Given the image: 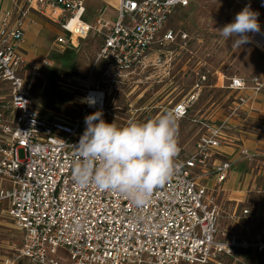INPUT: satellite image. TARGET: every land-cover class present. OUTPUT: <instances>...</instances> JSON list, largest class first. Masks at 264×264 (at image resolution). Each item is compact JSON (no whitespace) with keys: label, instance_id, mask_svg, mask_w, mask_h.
<instances>
[{"label":"built area","instance_id":"obj_1","mask_svg":"<svg viewBox=\"0 0 264 264\" xmlns=\"http://www.w3.org/2000/svg\"><path fill=\"white\" fill-rule=\"evenodd\" d=\"M3 1L10 2L12 11H0V215L22 235L15 261L63 264L62 250L69 257L66 264H222L221 257H230L237 249L264 251V242L256 237L219 240L214 198L194 176L199 171L203 177L211 173L218 184L226 181L232 163L218 158L230 143L229 122L238 120L243 108L261 97L260 77L228 81L225 89L234 98V109L227 120L203 124L195 153L182 161L180 150L179 172L154 190L143 207L119 193L72 181V167L79 159L73 146L82 135L81 126L42 113L33 96L34 81L52 62L45 59L39 67L31 66L23 52L24 25L31 12L61 27L65 36L55 43L63 49L75 48V39L97 36L102 42L96 63L125 77L146 69L150 57L156 53L161 57L168 45L188 38L167 26L175 11L188 8L193 0H119L114 18L101 15L94 26L85 20L84 0ZM260 26L249 43L264 55V21ZM198 97L192 95L173 108L177 121L187 117ZM240 155L252 159L247 149ZM242 213L252 217L249 209Z\"/></svg>","mask_w":264,"mask_h":264},{"label":"rangeland","instance_id":"obj_2","mask_svg":"<svg viewBox=\"0 0 264 264\" xmlns=\"http://www.w3.org/2000/svg\"><path fill=\"white\" fill-rule=\"evenodd\" d=\"M249 4L259 13V23L264 21V0H194L188 8L177 9L167 28L177 34L185 33L188 38L168 45L161 51V57L156 59V53L146 69L125 77H117L114 72L107 71L105 65L96 63L95 49L100 43L97 36L85 42L75 39L74 49L58 46L49 53L55 38L65 35L59 27L41 19L49 24V28L44 30L45 37L38 45L40 48H34L40 59L33 64L39 67L48 56L52 66L42 69L41 78L34 81L33 96L37 107L44 114L79 123L84 132L85 112L92 107L82 100L89 96V91L103 93L105 107L96 104L88 115L104 107L103 119L118 127L158 118L196 94L198 100L187 117L177 121L180 158L188 160L196 151V144L204 131L203 124L219 125L234 109V98L225 89L228 81L235 77L247 82L260 77L264 81L262 53L250 43L233 47L232 40L225 41L217 31L231 23L235 15ZM203 77L207 80L203 81ZM259 123L264 129V120ZM238 128L230 124L227 131L229 145L234 146L232 154H228L230 160L226 159L224 150L227 146L221 149L218 158L232 163L226 181L218 184L211 173L203 177L199 171L194 176L200 177L199 183L207 187L214 198L220 219L219 240L256 237L264 242V148L252 150L244 147ZM243 148L252 155L251 160L239 155ZM19 158H25L23 151L19 152ZM244 209H249L252 217H244ZM21 240L22 235L15 224L0 215V264L8 259L14 260L15 249L22 244ZM59 255L64 258L63 264L69 262L65 251L60 250ZM221 262L264 264V251L237 249L232 256L221 257ZM13 264L29 263L14 260Z\"/></svg>","mask_w":264,"mask_h":264},{"label":"clouds","instance_id":"obj_3","mask_svg":"<svg viewBox=\"0 0 264 264\" xmlns=\"http://www.w3.org/2000/svg\"><path fill=\"white\" fill-rule=\"evenodd\" d=\"M259 13L246 5L231 23L217 29L225 41L240 48L249 43V33H258ZM94 107L89 95L82 100ZM85 130L73 146L77 159L72 167V181L80 187L119 193L137 207L150 202L154 190L167 183L182 167L177 162L180 152L178 122L169 111L146 122H132L118 127L103 119L98 110L85 117Z\"/></svg>","mask_w":264,"mask_h":264},{"label":"crops","instance_id":"obj_4","mask_svg":"<svg viewBox=\"0 0 264 264\" xmlns=\"http://www.w3.org/2000/svg\"><path fill=\"white\" fill-rule=\"evenodd\" d=\"M85 6L87 8L88 14L85 16V20L89 25L94 26L96 19L102 15L104 19H112L114 18L115 9L119 6V0H84ZM0 11H4L5 13H8L12 11V5L9 1H3L0 3ZM45 18L41 15L37 14L36 12H31L28 15L27 21L25 23L24 31H25V43L22 45L23 52L25 53L27 57V61L29 62V65L36 66L35 63L38 61L39 56L36 53V49H34L36 46L37 48H40L38 45L42 43V39L44 36V30L46 28H49V24H45L42 20ZM45 21L59 27L58 24L51 22L47 19ZM61 27H59V31ZM58 37V36H57ZM56 37V38H57ZM91 37L96 36L94 34L90 35L87 39H83L81 41H86L90 39ZM55 38V40H56ZM97 39H99L97 37ZM52 48H49V53L52 49H55L58 47L55 43ZM100 43L96 45L95 49V57L98 53L99 47L101 45V39L98 40ZM78 48V47H77ZM74 49V48H71ZM156 55H152L150 57V63H152L155 59ZM49 57H45V59H48ZM44 59V60H45ZM157 59V57H156ZM43 60V61H44ZM218 82H220V78H218ZM224 84V81H222ZM243 111L240 114V118L238 120H234L230 124H232L233 128L240 129V140L244 143V147H248L252 150L256 149H263L264 148V129L260 126V121L264 120V93L261 95V97H258L256 101H250L245 108H243ZM248 123V125H246ZM260 126V127H259ZM234 146L227 145V148H224L226 150L225 152L228 154H232V148ZM223 152V151H222ZM223 152V154H226ZM226 155V159L230 160L229 155ZM240 155V152H239ZM231 156V155H230Z\"/></svg>","mask_w":264,"mask_h":264},{"label":"bare ground","instance_id":"obj_5","mask_svg":"<svg viewBox=\"0 0 264 264\" xmlns=\"http://www.w3.org/2000/svg\"><path fill=\"white\" fill-rule=\"evenodd\" d=\"M91 96L96 100V104H98L99 106L103 105V99H104L103 93H92ZM94 107H96V106H94ZM94 107H92V108H94ZM92 108H90V109H92Z\"/></svg>","mask_w":264,"mask_h":264},{"label":"trees","instance_id":"obj_6","mask_svg":"<svg viewBox=\"0 0 264 264\" xmlns=\"http://www.w3.org/2000/svg\"><path fill=\"white\" fill-rule=\"evenodd\" d=\"M193 2H194V0H193ZM192 3V2H191ZM263 55V54H262ZM264 56V55H263ZM81 132H82V130H81ZM82 134H83V132H82Z\"/></svg>","mask_w":264,"mask_h":264}]
</instances>
